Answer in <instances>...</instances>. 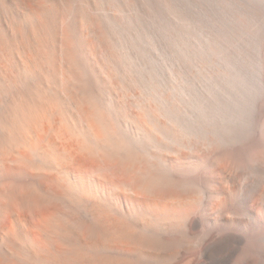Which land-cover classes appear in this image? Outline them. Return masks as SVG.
I'll return each instance as SVG.
<instances>
[{"label": "bare ground", "instance_id": "bare-ground-1", "mask_svg": "<svg viewBox=\"0 0 264 264\" xmlns=\"http://www.w3.org/2000/svg\"><path fill=\"white\" fill-rule=\"evenodd\" d=\"M170 4L0 0V264L264 258V50L187 79Z\"/></svg>", "mask_w": 264, "mask_h": 264}, {"label": "rangeland", "instance_id": "rangeland-1", "mask_svg": "<svg viewBox=\"0 0 264 264\" xmlns=\"http://www.w3.org/2000/svg\"><path fill=\"white\" fill-rule=\"evenodd\" d=\"M170 2L169 17L165 19L174 49L170 56L177 66L181 65L187 79L212 82L217 71L243 65L258 73V58L264 50V0ZM254 176L251 171L249 177ZM237 229L231 242L254 240L260 247L261 257L264 229L257 234L260 229H255V222L249 216L246 224ZM258 264H264V258L258 259Z\"/></svg>", "mask_w": 264, "mask_h": 264}]
</instances>
